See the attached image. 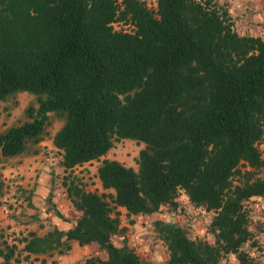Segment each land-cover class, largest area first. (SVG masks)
<instances>
[{"label":"trees","instance_id":"trees-1","mask_svg":"<svg viewBox=\"0 0 264 264\" xmlns=\"http://www.w3.org/2000/svg\"><path fill=\"white\" fill-rule=\"evenodd\" d=\"M123 23L127 30H117ZM36 96L28 120L0 133V155L38 143L48 113L63 116L52 144L71 170L100 160L104 190L62 184L81 212L67 229L23 237L30 254L95 243L104 256L82 264H151L125 240L116 246L117 207L130 216L177 206L183 193L212 211V242L194 240L173 221L154 220L168 250L158 264H264L249 229L248 204L264 196V37L241 35L218 0H0V101ZM115 139L144 143L135 170L102 158ZM50 199V197H49ZM54 206V205H53ZM56 215L63 216L53 208ZM64 219V218H63ZM0 248V264H16V244Z\"/></svg>","mask_w":264,"mask_h":264},{"label":"rangeland","instance_id":"rangeland-1","mask_svg":"<svg viewBox=\"0 0 264 264\" xmlns=\"http://www.w3.org/2000/svg\"><path fill=\"white\" fill-rule=\"evenodd\" d=\"M146 3L150 7L155 6V0H146ZM114 28L129 29L123 23H114ZM29 106H37L36 96L24 91L16 92L0 101V133L10 126L28 120L26 109ZM63 122L62 115L55 112L48 113L45 131L38 143L28 142L26 151L17 156L0 155V248L4 247L3 242L9 245L16 244L15 258L19 259L15 261L16 264H82L83 260L91 254L99 256L97 251H92L90 247H80L73 241H71V249L63 254L50 251L45 254H30L25 258L26 253L22 250L23 237H28V233L34 232L38 236H43L57 226L56 222L66 228L68 222L74 223L79 216L67 198L66 189L62 184L65 177L80 179L86 190L106 192L97 186V166L100 160L86 162L71 170H64L59 164L62 155L60 150L52 144V137ZM143 147L144 143H138L133 139H115L113 146L104 156L117 159L136 170L138 168L136 159L139 150ZM257 147L264 158V136L257 143ZM43 164L49 166L48 169H44L45 172L52 174L54 186L52 195L48 193L50 182H45L47 185L43 190L38 189L42 186L38 179L45 177L42 171ZM56 196H58L57 200ZM177 201L175 208L165 204L161 212L155 215L156 219L173 221L182 227L191 239L209 242L211 234L208 231L207 222L211 219L213 212L191 205L183 193H180ZM56 202H58L57 205ZM53 208L57 209L64 219L58 217ZM114 211L118 212L121 224L124 218L123 213L117 209ZM117 234L112 236V241L119 244L121 236ZM156 239H146L144 244L138 241L132 243L133 247L138 249L140 256L151 264H158L156 263L158 261L163 263L162 255L168 252L165 243ZM155 253L160 259H156ZM227 258L229 264H238L234 256L230 255Z\"/></svg>","mask_w":264,"mask_h":264},{"label":"crops","instance_id":"crops-1","mask_svg":"<svg viewBox=\"0 0 264 264\" xmlns=\"http://www.w3.org/2000/svg\"><path fill=\"white\" fill-rule=\"evenodd\" d=\"M221 3H226L228 12L231 15V17L234 20V28L235 30L241 34V35H251V36H261L264 37V0H218ZM125 140V139H124ZM55 147V146H54ZM61 152V151H60ZM102 158H105L103 156ZM106 158H109L106 156ZM112 159V158H109ZM60 162V161H59ZM49 166L43 164L42 171L45 174V177H41L38 179V181L41 183L40 188L38 186V189L41 191V189H44V186L47 185L45 182H50V187L48 190L49 195L53 194L54 186L52 185V174H48L45 172L44 169H48ZM48 178L47 180H45ZM98 183L97 186H100V181L97 179ZM102 188V187H101ZM37 189V190H38ZM106 192H112L111 189L104 190ZM35 192V191H34ZM33 192V193H34ZM185 196V195H184ZM56 196V200H57ZM53 204V203H52ZM58 202H56V205ZM163 207V206H162ZM249 207V217H250V226L249 229L253 234V239L256 241L260 248V252L262 254V257L264 258V196H255L252 198V200L248 204ZM117 210H120L123 213V222L119 225V231L117 236H121L119 244L114 243L116 246H121L123 244V240H125L126 244L135 250L136 253H139L138 249H135L133 247V244L135 241L141 244H144L146 239L150 240H156L162 241L154 229L153 221L156 219L157 212L152 214H145V215H135L130 216L134 223H131L128 221V217L126 216V209L123 207H117ZM75 210V209H74ZM75 212L79 215L81 212L78 210H75ZM78 218V217H77ZM209 222V221H208ZM207 222V223H208ZM57 228L59 229H67L69 228L73 223L68 222V227L64 228L61 227L57 222ZM156 235V236H155ZM209 242H212L213 237L209 235ZM155 238V239H154ZM76 244L77 242L72 240ZM71 243V241H70ZM80 246V245H78ZM165 246V245H164ZM80 247H90L92 251H97L99 253L100 257L104 256V251H98V245L95 243H91L88 245H83ZM95 255V254H92ZM164 261L168 258V252L165 253V255H162ZM230 256V255H228ZM231 256H234L231 254ZM156 259H160L159 256L155 253ZM160 263V261L156 262Z\"/></svg>","mask_w":264,"mask_h":264}]
</instances>
